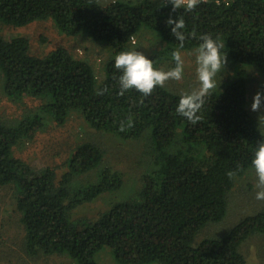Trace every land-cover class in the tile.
<instances>
[{
  "label": "trees",
  "instance_id": "1",
  "mask_svg": "<svg viewBox=\"0 0 264 264\" xmlns=\"http://www.w3.org/2000/svg\"><path fill=\"white\" fill-rule=\"evenodd\" d=\"M170 16L185 22L183 48L166 23ZM36 20H51L66 36L85 37L105 52L95 65L63 46L33 54L26 37L0 34L3 95L11 103L39 102L34 108L26 104L18 122L0 115V187L12 190L24 253L59 255L72 264H98L95 256L103 249L120 264H247L241 247L264 234V201L223 236H197L226 215L234 178L253 168L264 140V101L259 111L251 107V94L264 90V0H201L191 12H173L171 3L160 7V0H0V23L20 27ZM143 28L162 42L156 54L145 56L163 71L175 66L173 51L197 49L200 35L225 44L227 71L206 97L196 125L177 114L181 94L168 85L147 97L134 89L118 95L122 73L115 57L133 51ZM193 31L196 38L188 35ZM255 72L261 78L253 91ZM101 89L107 91L98 95ZM74 113L119 144H143L139 186L95 218L77 208L125 185L116 164L104 163L106 147L76 141L63 148L67 153L59 164L36 171L29 156L13 154L49 123L62 126ZM92 173V180L82 182Z\"/></svg>",
  "mask_w": 264,
  "mask_h": 264
},
{
  "label": "rangeland",
  "instance_id": "2",
  "mask_svg": "<svg viewBox=\"0 0 264 264\" xmlns=\"http://www.w3.org/2000/svg\"><path fill=\"white\" fill-rule=\"evenodd\" d=\"M102 3H108L112 0H100ZM0 34L5 38L14 36H24L30 43V51L33 54H45L51 49L59 46L72 49L76 56H87L93 59L94 64L98 65L105 51L101 45L87 40L85 37H69L58 31L51 20H36L29 25L14 27L0 23ZM136 46L132 50L139 51L146 56L156 54L162 46L158 36L149 29H141L133 39ZM87 48L88 50H85ZM184 58V73L180 81L170 80L166 83L168 88L180 94L190 92L198 87L196 77V49L191 51H181ZM158 70H160L158 68ZM224 68L221 73L215 77L216 83L222 80V73H226ZM99 72V71H98ZM228 71V74H231ZM255 78L252 84V90H256L258 85L256 80H260V75L253 73ZM256 83V84H255ZM260 93L264 95V90ZM257 94V92H256ZM255 92L251 94L253 99ZM33 108L39 106L38 101L9 102L0 89V115L5 121L18 122L19 116L26 113L28 106ZM264 125V122H261ZM48 129L39 132L31 142L25 143L13 149V154L17 157H30L32 168L41 170L46 165L53 166L59 164L64 158L69 144L76 141L91 139L94 142L107 148L104 156V163L111 166L116 164L117 168L123 172L124 182L122 189L117 192H108L102 194L96 200L79 206L77 209L80 215L86 218H95L100 212L109 207V204L117 199H124L133 194L131 187H137L140 184V175L145 167L143 144L141 140L124 142L119 144L112 135L90 129L83 124L78 113H74L62 125L48 124ZM33 152H37L34 154ZM114 166V165H113ZM61 171V170H59ZM96 176L92 173L85 176L82 182L92 180ZM235 183L229 192V204L226 215L217 223H208L197 238L221 237L230 228L236 225L243 218L253 215L260 207L261 202L257 200L256 188L257 177L254 168L245 172L242 176L234 178ZM250 186V187H249ZM14 199L10 187H0V264H72L70 260H65L59 255L46 258H31L26 255L22 247L23 226L17 222V215L13 213ZM253 212V213H252ZM241 250L245 256L247 264H264V234L256 235L242 244ZM98 264H120L117 262L108 249H103L95 256Z\"/></svg>",
  "mask_w": 264,
  "mask_h": 264
},
{
  "label": "clouds",
  "instance_id": "3",
  "mask_svg": "<svg viewBox=\"0 0 264 264\" xmlns=\"http://www.w3.org/2000/svg\"><path fill=\"white\" fill-rule=\"evenodd\" d=\"M169 3L172 5L173 12L181 8L185 12H191L201 3V0H160V7H166ZM166 23L171 27V34L175 40L179 41L180 48H183L187 38L183 31L185 28L183 18L179 16L177 19H173L170 16ZM188 35L196 38L197 34L193 31ZM199 40L202 43L196 49L195 56L196 77L199 86L190 92L182 93L176 107L177 114L186 118L192 125H196L201 120L198 112L205 104L206 97L217 87L215 77L222 72L227 63V53L222 52L225 44L207 34L200 35ZM172 60L175 66L170 70L163 71L154 68L153 61L139 51L119 53L114 62V67L122 73L118 81L120 88L118 95L123 96L125 92L134 89L147 97L157 87L163 88L170 80L180 81L183 78L185 61L179 50L172 52ZM106 91L107 89H101L97 94L103 95ZM262 101H264V95L257 92L253 98L252 110L259 111ZM128 127H132L131 119L128 121ZM120 130H124L123 123ZM251 165L257 177L256 188L258 191L255 198L264 201V140L258 143ZM227 175L232 178L235 173L229 171Z\"/></svg>",
  "mask_w": 264,
  "mask_h": 264
}]
</instances>
